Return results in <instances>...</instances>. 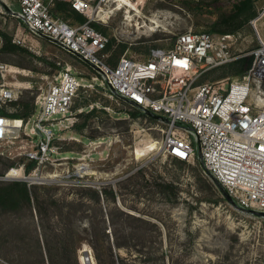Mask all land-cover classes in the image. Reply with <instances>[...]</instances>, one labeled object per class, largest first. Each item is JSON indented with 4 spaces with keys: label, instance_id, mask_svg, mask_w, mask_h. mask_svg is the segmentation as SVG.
Segmentation results:
<instances>
[{
    "label": "rangeland",
    "instance_id": "374dc122",
    "mask_svg": "<svg viewBox=\"0 0 264 264\" xmlns=\"http://www.w3.org/2000/svg\"><path fill=\"white\" fill-rule=\"evenodd\" d=\"M253 1L256 15L237 30V51L256 45L249 21L257 16L264 40V0ZM234 2L106 0V20L92 24L111 41L112 63L125 53L143 60L152 47L171 45L183 31L231 27L222 17L233 12ZM1 6L0 82L19 92L6 105L9 116L23 111V103L36 113L39 93L69 65L83 86L71 108L74 124L58 131L54 151L39 169L38 159L30 164L24 154L32 149L26 122L33 113L15 137L0 142V176L18 175L16 167L25 163V174L36 177H0V186L21 181L31 190L29 203L0 208V264H86L87 255L91 264H264V216L232 205L199 158L166 155L160 148L163 122L142 110L135 114L91 65L30 34ZM54 13L72 25L82 23L57 5ZM249 62L212 68L200 81L236 75Z\"/></svg>",
    "mask_w": 264,
    "mask_h": 264
},
{
    "label": "built area",
    "instance_id": "2783aa9c",
    "mask_svg": "<svg viewBox=\"0 0 264 264\" xmlns=\"http://www.w3.org/2000/svg\"><path fill=\"white\" fill-rule=\"evenodd\" d=\"M55 1L0 0V7L1 3L6 5L30 34L48 35L66 51L79 53L97 65L102 83L118 98H128L167 117V122L160 120L165 124L160 148L166 155L195 161L200 147L201 163L221 182L237 206L264 211V40L258 23L260 16L249 21L256 38V45L250 49L236 50L238 31L189 29L177 34L169 46L152 47L143 60L125 53L112 63L109 38L92 24L95 18L103 20L99 13L106 0H63L89 15L77 25L55 16ZM236 60L250 61L242 73L200 81L212 68ZM4 69L1 64L3 80ZM79 78L69 65L37 96L38 111L26 122L27 127L31 124L27 135L32 149L24 153L28 160L38 159L35 169L54 151L58 131L75 122L71 108L83 86ZM18 94L16 87L0 82V142L15 137L16 133L9 131L10 116L2 110H8L6 105ZM17 168H21L22 177L5 176L31 179L25 174V163Z\"/></svg>",
    "mask_w": 264,
    "mask_h": 264
},
{
    "label": "trees",
    "instance_id": "16d2710c",
    "mask_svg": "<svg viewBox=\"0 0 264 264\" xmlns=\"http://www.w3.org/2000/svg\"><path fill=\"white\" fill-rule=\"evenodd\" d=\"M55 5H57L58 8L63 9V11L66 12L67 16L69 15L74 16L80 22H84L87 19V17H85L82 13L78 12L77 10L73 9L70 6V4L66 1L56 0L54 6ZM54 6L52 8L53 12H54ZM255 15H256V10L254 7L253 0H235L233 4V12L228 15H224L222 17V20L226 21V23L231 21V27H227L221 30V33L235 32L239 30L244 25L245 22H247L251 17ZM93 24L95 25V23ZM215 30H217V28ZM110 44L111 41L110 43H108V46ZM125 47L126 45L121 46L122 51L125 49ZM236 61H242V60H236ZM244 69H240L239 71H237V74L242 73ZM23 106H24L23 111L13 112L10 114V116L23 118L25 120L27 119L28 116L34 113V107H32L29 103H23ZM135 109H136V111L134 112L135 114H143V112L137 107H135ZM2 112L5 113V109H3ZM75 126L77 127L78 124H76ZM30 161H31L30 164L34 163L33 160ZM30 164L27 166L28 169H30V167L32 166ZM97 195L99 197L98 193ZM21 200H26L28 203L31 200V190L26 183L21 181H13L8 183L7 185L0 186V208L10 206L11 204H12L11 207H14L18 205ZM116 245L119 246L120 244L116 243Z\"/></svg>",
    "mask_w": 264,
    "mask_h": 264
},
{
    "label": "water",
    "instance_id": "95a60500",
    "mask_svg": "<svg viewBox=\"0 0 264 264\" xmlns=\"http://www.w3.org/2000/svg\"><path fill=\"white\" fill-rule=\"evenodd\" d=\"M5 7H7L5 5ZM42 37L54 42V43H57V40L48 36V35H44V34H41ZM74 54L76 56H78L79 58L83 59V57L79 54V53H76L74 52ZM85 62H87L89 65H91L97 72L100 71L99 67L97 65H94L93 63H91L90 61L86 60V59H83ZM124 101L128 102L129 104L131 105H135L137 106L139 109H141L145 114L157 119V120H161V121H164V122H167L168 121V118L163 116V115H160V114H157L149 109H145L143 108L142 106L140 105H137L135 104L132 100L128 99V98H124L122 97ZM38 133H40V131L38 130ZM198 158L200 159L201 158V151H200V147L198 148ZM206 170L208 171L210 177L215 181V183H217L219 185V187L221 188L222 192L224 193L225 197L232 203V205H237L236 202L234 201L233 197L230 195V193L226 190V188L221 184V182L213 175V173H211L207 168ZM3 179H8L7 176H3L1 177ZM247 212H250V213H253V214H256V215H260V216H264V211H259V210H255V209H243ZM86 260L88 261V264H91L90 263V256H86Z\"/></svg>",
    "mask_w": 264,
    "mask_h": 264
},
{
    "label": "bare ground",
    "instance_id": "6f19581e",
    "mask_svg": "<svg viewBox=\"0 0 264 264\" xmlns=\"http://www.w3.org/2000/svg\"><path fill=\"white\" fill-rule=\"evenodd\" d=\"M116 1H118V0H116ZM101 12H103V13H101ZM101 12L99 14L103 18V20H106L105 15H104V13L106 12L105 11V8H103L101 10ZM127 19L129 20L128 23L129 24H132L131 23V20L133 19V16L131 14H128L127 15ZM150 21H151V23H155V24L160 25V22H159V20L156 17H151L150 18ZM150 27H151V29L155 28L154 26H149V28ZM9 123H10V126H11V128L9 129V131H10L11 134L12 133L15 134L16 132H18L19 129H21L22 127H24L23 120L21 118H18V117L10 118ZM16 169L19 171V174L16 175V176H10V177H22L23 176V174H21V169L20 168H17V167H16ZM7 176H9V175H7ZM35 178L36 177H31V179H35ZM90 263H91V261H90ZM86 264H88V261H87Z\"/></svg>",
    "mask_w": 264,
    "mask_h": 264
}]
</instances>
